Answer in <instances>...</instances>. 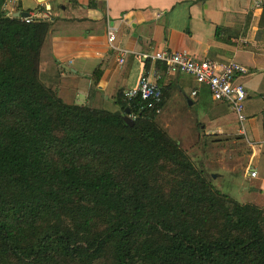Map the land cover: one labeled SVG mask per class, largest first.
I'll use <instances>...</instances> for the list:
<instances>
[{"label": "trees", "instance_id": "1", "mask_svg": "<svg viewBox=\"0 0 264 264\" xmlns=\"http://www.w3.org/2000/svg\"><path fill=\"white\" fill-rule=\"evenodd\" d=\"M5 2L0 264H264V209L218 192L145 102L62 103L38 78L50 23Z\"/></svg>", "mask_w": 264, "mask_h": 264}, {"label": "crops", "instance_id": "2", "mask_svg": "<svg viewBox=\"0 0 264 264\" xmlns=\"http://www.w3.org/2000/svg\"><path fill=\"white\" fill-rule=\"evenodd\" d=\"M5 6L7 13L17 10L50 23L39 51L38 78L62 103L116 111V95L134 88L144 74L162 91V107L155 119L162 131L172 130L173 123L188 131L196 123L203 135L217 131L238 135L250 150L251 168L228 187L240 201L232 200L264 209V111L261 100L251 99L256 91L259 99L264 94V9H255L252 0H11ZM106 26L115 34L112 45L129 52L121 65L106 44ZM162 51L217 64L234 62L247 69L234 80L246 92L244 111L245 104L251 110L242 124L243 135L228 107L211 101L204 86L186 75L165 74L158 61L138 57ZM249 69L256 73L249 76ZM255 75L260 83L258 78L253 83ZM195 106L202 111L194 120L189 109ZM251 171L254 178L248 176Z\"/></svg>", "mask_w": 264, "mask_h": 264}, {"label": "built area", "instance_id": "3", "mask_svg": "<svg viewBox=\"0 0 264 264\" xmlns=\"http://www.w3.org/2000/svg\"><path fill=\"white\" fill-rule=\"evenodd\" d=\"M11 0H6L9 4ZM261 0H254L253 5L255 9L260 7ZM4 8H7L5 4ZM9 15L13 12L8 11ZM16 12V11H15ZM14 13V12H13ZM24 23H29L32 20L38 19L35 15L28 14L27 17H19ZM105 40L108 48L114 51L117 55L116 63L121 65L123 58L129 54L127 50L117 48L112 44L115 41V34L112 28L106 26ZM139 59L142 61H158L163 67L165 74H181L190 77L195 84L204 86L211 98V101L225 104L230 113L233 115L241 135H243L242 124L245 121L244 104L246 99V92L244 88L235 83V79L247 73V69L243 66L234 63H213L209 60H194L190 56L182 52H155L152 54H140ZM195 92H190V96H194ZM121 99L125 102H130L134 99H139L146 103L147 108L153 110L157 115L160 112V103L162 101L161 89L152 81L147 75L141 74L138 77L136 86L134 88L125 89L120 93ZM263 111H264V95L261 97ZM264 137V123L262 126ZM264 143V138H263ZM250 178L255 177V172L248 173Z\"/></svg>", "mask_w": 264, "mask_h": 264}, {"label": "rangeland", "instance_id": "4", "mask_svg": "<svg viewBox=\"0 0 264 264\" xmlns=\"http://www.w3.org/2000/svg\"><path fill=\"white\" fill-rule=\"evenodd\" d=\"M253 2L254 0H252V4ZM216 36L217 33H214V39H216ZM229 46L233 45L229 44ZM249 71V76H253V74L256 73L253 72L254 70L252 69H249ZM47 78L50 79L51 77L49 76ZM256 78H258L260 83V77H257L256 75L253 77V83H256ZM259 83H257V85ZM252 95L253 97L251 99L261 102V96L264 94L260 96V99L257 91ZM247 108V104H245L244 115H247L251 111H248ZM107 110L109 112L114 111L113 107L107 108ZM201 111L202 108H196V106L189 109V112L191 113V116L194 120L195 116H198V113ZM156 116L157 115H155V119L157 121L158 117ZM180 119L185 121L184 116H182ZM228 119L231 120L229 116ZM181 120L178 122H181L183 125V121ZM170 126H173L175 129L173 128L172 130H164L165 134L171 141L177 143L176 145L188 157L193 167L196 170H200L203 176L208 177L210 179L211 185L214 188L219 189L220 192L228 195L231 199L240 201L233 190H229L228 187H231L232 183H235L237 181L236 179L240 177L239 175L244 173L246 169L247 172L250 171L251 166H249L248 162L250 150L244 141H242L238 135H235V133L231 131L222 134L217 131L213 132V135L208 133H206L208 135H203L200 125L196 123H193L190 130L188 131L187 127L185 126V129L183 128L184 131L186 130L185 132L181 131L177 127H181L180 124L173 123ZM227 172L230 173V175L225 176L224 174ZM231 177L233 179H231ZM221 185H224L226 190L224 187H221Z\"/></svg>", "mask_w": 264, "mask_h": 264}, {"label": "water", "instance_id": "5", "mask_svg": "<svg viewBox=\"0 0 264 264\" xmlns=\"http://www.w3.org/2000/svg\"><path fill=\"white\" fill-rule=\"evenodd\" d=\"M27 13H24V12H22V13H20V12H14V13H12L11 14V16L13 17V18H18V17H27ZM122 119H123V121L126 123V124H128V125H131L132 124V120H130V118L128 117V115H127V111L125 110V115L122 117Z\"/></svg>", "mask_w": 264, "mask_h": 264}, {"label": "clouds", "instance_id": "6", "mask_svg": "<svg viewBox=\"0 0 264 264\" xmlns=\"http://www.w3.org/2000/svg\"><path fill=\"white\" fill-rule=\"evenodd\" d=\"M18 12V11H17Z\"/></svg>", "mask_w": 264, "mask_h": 264}]
</instances>
